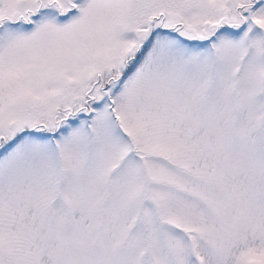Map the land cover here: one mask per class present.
<instances>
[{
	"label": "snow or ice",
	"instance_id": "snow-or-ice-1",
	"mask_svg": "<svg viewBox=\"0 0 264 264\" xmlns=\"http://www.w3.org/2000/svg\"><path fill=\"white\" fill-rule=\"evenodd\" d=\"M0 264H264V0H0Z\"/></svg>",
	"mask_w": 264,
	"mask_h": 264
}]
</instances>
